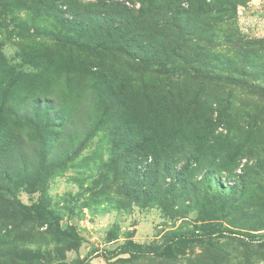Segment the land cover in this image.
<instances>
[{
	"label": "rangeland",
	"instance_id": "1",
	"mask_svg": "<svg viewBox=\"0 0 264 264\" xmlns=\"http://www.w3.org/2000/svg\"><path fill=\"white\" fill-rule=\"evenodd\" d=\"M28 89L67 103L45 159ZM0 113L53 166L0 176V264H264V0H0Z\"/></svg>",
	"mask_w": 264,
	"mask_h": 264
},
{
	"label": "trees",
	"instance_id": "2",
	"mask_svg": "<svg viewBox=\"0 0 264 264\" xmlns=\"http://www.w3.org/2000/svg\"><path fill=\"white\" fill-rule=\"evenodd\" d=\"M25 97H31L29 100V112L16 117V123L19 128H28L32 132L33 138L41 147L40 155L45 159L48 150L62 136L65 126L68 124V117H62L67 112V103L65 101L48 97L46 93L36 89H28ZM57 112V114H56ZM62 112V113H61ZM59 113H61L59 115ZM3 116L0 113V176L7 183L28 181L36 183L42 180L47 172L53 168L49 162L41 160V166L37 170L26 171L25 163L28 162L22 146L19 143L17 134H13L11 128L2 122ZM182 170L178 172L177 177L181 178ZM39 178V179H38ZM46 220L50 216L45 212ZM203 233H174L163 244L153 248L138 247L133 243H126L119 247L120 253H146L165 259H173L175 253L171 249V240L174 238L184 240L192 237H200Z\"/></svg>",
	"mask_w": 264,
	"mask_h": 264
}]
</instances>
